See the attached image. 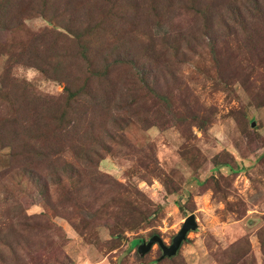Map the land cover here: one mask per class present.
Listing matches in <instances>:
<instances>
[{"label": "rangeland", "instance_id": "obj_1", "mask_svg": "<svg viewBox=\"0 0 264 264\" xmlns=\"http://www.w3.org/2000/svg\"><path fill=\"white\" fill-rule=\"evenodd\" d=\"M182 1L140 19L138 28L132 19L124 24L134 54L150 43L156 49L142 59L170 103L138 90L131 72L117 70L123 87L116 101L85 110L82 149L91 164L78 163L74 173L58 165L62 184L53 185L52 167L21 166V156L31 167L37 163L24 130L0 134V264H264V0H202L214 3L206 27ZM29 3L17 0L14 17L21 23L0 29V89L6 85L18 100L33 94L32 102H56L64 84L29 62L39 32L55 25L28 12ZM61 6L75 9L70 0ZM233 7L244 29L233 22ZM116 26L109 39L119 37ZM163 36L176 38L185 55L161 49ZM121 44L109 50V62L125 51ZM34 106L43 116L34 120L61 129L62 105L47 117L43 101ZM72 138L79 147L80 137ZM36 171L47 184L48 204L31 181ZM191 214L197 229L174 258L157 262V244L140 255L138 245L152 236L170 245Z\"/></svg>", "mask_w": 264, "mask_h": 264}, {"label": "trees", "instance_id": "obj_2", "mask_svg": "<svg viewBox=\"0 0 264 264\" xmlns=\"http://www.w3.org/2000/svg\"><path fill=\"white\" fill-rule=\"evenodd\" d=\"M32 0L29 3L31 8L28 12L35 11L49 24H54V28L44 29L39 32L37 44H34V60L29 61L31 66L42 72L49 78L64 84L63 94L56 102L51 100L34 99L33 94L27 95L25 99L18 100L15 95L7 91L6 85L0 89V114H5V119L0 121V134L18 129L24 130V135L33 147L34 158L37 163L33 167L21 156V166L29 167L31 170L41 168L49 171L52 167L55 171L50 173L53 178L52 184L61 183V177L56 171L59 165L62 169L73 170L78 163H92L90 152L82 149L85 142L84 137L88 133L85 126V120L88 112L85 110L94 109L110 100L116 101L117 93L122 92L123 85L115 78L117 70L131 72L133 75V84L138 90L144 89L151 91L158 100L168 105L169 98L162 94L155 81H151L150 72L143 62V55L147 56L150 52L156 50L150 43L148 47L139 46L137 53L132 52L131 45L133 41H127V34L122 32V28L129 19L135 22L136 28L139 27L140 19H147L149 15L159 12H171L173 0H147L149 9L145 8L143 0H70L75 8L71 11L68 7L62 8L63 0ZM202 0H184L188 12L197 17L203 18L204 26L208 25L210 10L213 12V4L210 1L202 3ZM257 4V0H254ZM53 6H55L53 8ZM86 8L82 10L81 7ZM17 0H0V29H14L21 22H15L14 13L18 12ZM257 9V6H254ZM233 22L243 29L245 22L241 11L237 7L230 10ZM121 32L116 38L112 35L109 39V32L117 34V26ZM41 33V34H40ZM138 40L137 35L134 33ZM47 39L49 42L43 49V43ZM161 49H164L169 55L177 57L184 56L181 46L176 42V38L163 36ZM32 41V40H31ZM30 41V42H31ZM121 41L117 55H113L114 44ZM113 43V44H112ZM109 44H112L109 48ZM211 52L214 53L215 43H209ZM28 53V52H23ZM22 53V54H23ZM44 53V54H43ZM29 54V53H28ZM182 54V55H180ZM38 56V57H37ZM24 64V61H21ZM124 84V83H123ZM19 87V85H18ZM26 88L22 90L26 93ZM120 94V93H119ZM32 99V100H31ZM110 99V100H109ZM43 101L49 109L45 117L57 112L56 107L62 105V110L57 112L62 121V127L59 131L54 126H46L45 122L34 120V117H43L37 107H32V103L37 104ZM53 102V103H52ZM10 110V113H9ZM54 121L53 116L49 117ZM95 119L94 114L90 116V121ZM21 127V128H20ZM23 127V128H22ZM3 129V131H1ZM80 137L81 144L75 147L72 136ZM67 139L68 148L71 152L69 160L64 159V140ZM1 140V139H0ZM92 140H94L92 138ZM11 148L15 147L13 142L9 143ZM16 158V155L13 156ZM97 160H101L100 157ZM60 163V164H59ZM40 166V167H39ZM31 173V181L36 185L42 200L48 204V187L45 181L37 174ZM73 188L72 185H68ZM133 242V246L137 245ZM175 257V256H174ZM164 258V259H172ZM162 259V260H164ZM158 258L157 262L162 261Z\"/></svg>", "mask_w": 264, "mask_h": 264}, {"label": "water", "instance_id": "obj_3", "mask_svg": "<svg viewBox=\"0 0 264 264\" xmlns=\"http://www.w3.org/2000/svg\"><path fill=\"white\" fill-rule=\"evenodd\" d=\"M197 229V223L193 214L185 218L181 225L180 230L173 237L171 244L166 246L159 236H152L147 242L142 241L138 245V252L140 255H144L149 252L153 245L157 244L159 250L161 251L160 260L164 258H171L177 255L182 243L185 241L187 234L190 231H195Z\"/></svg>", "mask_w": 264, "mask_h": 264}, {"label": "flooded vegetation", "instance_id": "obj_4", "mask_svg": "<svg viewBox=\"0 0 264 264\" xmlns=\"http://www.w3.org/2000/svg\"><path fill=\"white\" fill-rule=\"evenodd\" d=\"M161 252V251H160Z\"/></svg>", "mask_w": 264, "mask_h": 264}]
</instances>
